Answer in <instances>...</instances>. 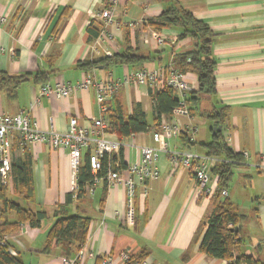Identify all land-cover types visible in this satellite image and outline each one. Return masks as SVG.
<instances>
[{
  "label": "crops",
  "instance_id": "crops-1",
  "mask_svg": "<svg viewBox=\"0 0 264 264\" xmlns=\"http://www.w3.org/2000/svg\"><path fill=\"white\" fill-rule=\"evenodd\" d=\"M180 1L214 33L212 50L217 62V93L214 97L204 96L199 108L193 111L187 105V114L165 117L191 129L189 133L173 135L168 140L172 149L206 154L200 143L211 141L216 130H222L228 145L244 155V162L235 168L244 181L245 205L239 204L235 191L228 189V196L247 216L242 225L241 252L264 262V170L256 167L259 155L264 153L262 0ZM103 7L104 0H0V16L6 17V22L0 24V112L28 113L32 121L46 131H66L71 116H77L82 126L91 127L92 119L102 115L94 88H76L69 97L59 99L41 96V85L54 86L59 82L75 85L87 75L120 80L141 68L156 69L167 65L176 54L194 46L190 38L178 39V29L160 31L166 38L165 45H158L151 38L154 29L144 21L162 13V2L121 0L115 22L108 26L114 40L102 38L97 42L95 52L91 46L98 37L89 41L88 26ZM132 22L134 27L129 26ZM145 36L150 38L148 42H145ZM131 47L152 59L137 66H98L88 71L79 67L81 62L124 53ZM39 72H42L41 81L36 77ZM3 73H31L32 76L16 89L8 90L2 86ZM188 80L191 91L196 90L197 75L188 72ZM116 93L117 100L128 113L134 103L141 102L147 117L152 115L149 123H153L154 105L147 86L125 83ZM109 102L112 99L107 101V108ZM214 104L227 107L228 114L221 124L205 114ZM153 131L130 137L106 131V136L123 143V159L130 164L139 158V146L157 145ZM182 136H188L196 144L189 147ZM27 146L34 157L36 202L46 211L47 217L41 227L24 224L21 230L7 235L5 240L11 243L24 264H69L78 252L74 246L53 243L49 251L45 250L57 207L66 204V195L73 190L69 150L55 149L45 143ZM90 146L94 149L95 145ZM86 152L87 149L83 151L82 160ZM22 153L20 149L14 150L17 158ZM157 165L160 176L145 185H137L132 219L127 216V191L122 184L106 186L99 180L84 197L68 205V214L92 218L85 248L94 254L82 263L71 264H96L99 257L105 256L112 258V264H120V255L124 251L131 255L145 253L150 264H230L226 259L209 257L199 248L206 230L211 197L217 186L215 176L212 175L207 186L212 191H201L193 171L173 168L164 152Z\"/></svg>",
  "mask_w": 264,
  "mask_h": 264
},
{
  "label": "trees",
  "instance_id": "trees-1",
  "mask_svg": "<svg viewBox=\"0 0 264 264\" xmlns=\"http://www.w3.org/2000/svg\"><path fill=\"white\" fill-rule=\"evenodd\" d=\"M163 3L162 13L154 18H148L144 22L156 31L165 28L180 30L179 40L190 38L194 46L188 51L176 54L171 62L177 69L183 72H191L197 75L198 88L190 92L185 99L191 111L199 108L204 96H216V59L213 55L212 43L214 33L204 21L197 19L180 0H158ZM109 0H104V7ZM104 22L95 18L88 26L89 41L92 42L100 36ZM152 57L143 56L135 49L128 48L124 53H115L100 57L97 60L79 63L84 70H91L98 66L112 65H142ZM42 72L37 74V80H43ZM31 73L19 75L2 74V86L8 90L16 89L20 84L31 78ZM178 92L169 86L159 91H151L154 105V120L150 124L147 113L141 102L132 105L128 113L123 104L117 100L114 94L112 102L104 112L108 121L107 131L116 132L120 137H130L133 134L156 130L160 127L163 117H171L173 111L180 106ZM114 101V104H113ZM206 116L217 123L225 121L228 114L227 107L213 105L205 111ZM189 147L196 144L188 136H182ZM11 184H3L0 181V264H24L19 254H12V245L4 236L21 230L24 224L33 228L41 227L47 217L46 211L38 207L35 196L34 157L28 146H22L17 137L14 138ZM206 150V155L218 158V162L211 168V174L217 177V186L211 197V206L206 216V230L200 241V251L213 258H222L230 264H264L260 259L247 256L241 252L244 242L243 222L247 219L240 206L228 195L222 194L229 188L230 180L235 167L244 162L242 153L235 152L225 141L222 130H216L212 140L200 143ZM23 151L21 157L14 155V150ZM85 158L79 165L77 172V187L66 195V204L58 205L55 212V221L47 235L46 251L51 249L53 243L57 246H74L76 251L83 248L87 242L92 218L80 214H68V205L84 197L89 190L96 185V179L109 186L107 175L110 171H118L127 168L124 161L123 147L118 152L105 153L101 158V168L94 174L92 172L90 157L93 148L89 146ZM257 212V210H255ZM145 253L131 256L127 264H134L145 259ZM103 257H99L96 264L102 263Z\"/></svg>",
  "mask_w": 264,
  "mask_h": 264
},
{
  "label": "built area",
  "instance_id": "built-area-1",
  "mask_svg": "<svg viewBox=\"0 0 264 264\" xmlns=\"http://www.w3.org/2000/svg\"><path fill=\"white\" fill-rule=\"evenodd\" d=\"M120 1L109 0L108 6L103 7L97 13L96 16L103 20L104 26L100 36L91 46L93 51H97V42L102 38L106 37L108 40H114L113 34L108 31V26L115 22L116 10ZM262 4L264 10V0H262ZM5 22L6 17L0 16V24H4ZM129 26L134 27L135 24L132 22ZM150 36L158 45L166 44L165 36L159 31L152 30ZM144 39L145 42L150 40L148 36H145ZM125 83L145 85L154 92L166 86L172 87L180 94L181 101L180 106L173 111V114H187L188 112V106L185 101V95L191 91L188 72L177 69L171 62L156 69H138L131 74H127L120 80H103L92 75H87L75 85L59 82L51 86L48 83H44L41 85L40 95L59 99L69 97L76 88H94L102 115L92 119L91 127L82 126L77 116H71L68 129L61 132L55 129L48 131L41 129L37 122L32 121L28 113L23 112L11 115L0 112V181L6 185L12 183V145L15 137L19 139V143L22 146H27L29 143H45L55 149H68L73 171V190L77 187V172L83 151L94 143L95 146L90 157V164L92 172L96 174L101 168V158L103 155L105 153L118 152L123 147V143L120 140H114L106 136L108 121L104 117V112L107 110V101L112 99L119 87ZM190 130L177 122L167 120L163 117L160 127L152 133L153 140L157 145L139 146V158L135 162L128 164L125 169L110 171L108 173L107 179L109 186L122 184L126 187L127 216L129 219H132L134 216L133 202L136 196L137 185H145L148 181L160 176L157 160L162 152L169 156L173 168H186L193 171L201 191H212L207 186L213 178L211 168L219 161L218 158L200 154L190 149H172L170 146L168 139L171 136L189 133ZM256 167L264 170V153L259 155ZM215 178L217 179V177ZM96 181L98 182L99 179H96ZM222 194L227 196L228 190L224 189ZM6 237L7 235L1 241L3 242ZM10 251L12 254H16L13 249ZM87 256H94V254L84 246L70 260L69 264L73 262L82 263ZM131 256L127 251L122 252L120 255V264H127L131 260ZM112 262L113 260L109 256H105L102 259L103 264H112ZM134 264H150V262L145 258Z\"/></svg>",
  "mask_w": 264,
  "mask_h": 264
},
{
  "label": "rangeland",
  "instance_id": "rangeland-1",
  "mask_svg": "<svg viewBox=\"0 0 264 264\" xmlns=\"http://www.w3.org/2000/svg\"><path fill=\"white\" fill-rule=\"evenodd\" d=\"M148 120H149V122H152L151 113L148 115ZM243 186H244V181H243V179L240 178V175L236 171V168H235L234 174L232 176V179L230 180L228 189H231V190L236 192L237 200H238L239 204H241V206H244L245 201H246L245 194H244L245 188H243Z\"/></svg>",
  "mask_w": 264,
  "mask_h": 264
},
{
  "label": "water",
  "instance_id": "water-1",
  "mask_svg": "<svg viewBox=\"0 0 264 264\" xmlns=\"http://www.w3.org/2000/svg\"><path fill=\"white\" fill-rule=\"evenodd\" d=\"M216 128V127H215Z\"/></svg>",
  "mask_w": 264,
  "mask_h": 264
}]
</instances>
